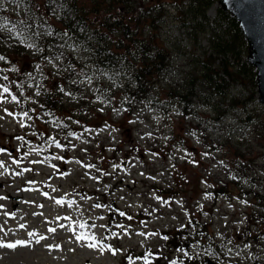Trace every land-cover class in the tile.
Wrapping results in <instances>:
<instances>
[{
  "label": "rangeland",
  "instance_id": "1",
  "mask_svg": "<svg viewBox=\"0 0 264 264\" xmlns=\"http://www.w3.org/2000/svg\"><path fill=\"white\" fill-rule=\"evenodd\" d=\"M139 1L125 16L132 18L131 29L141 41L152 32L154 41L171 49L166 66L148 79L141 99L131 100L125 112L120 84L132 81L128 75L118 77L116 85L106 78L91 85L71 83L82 79L75 74L82 68L112 70L95 63L80 41L74 39L76 50L60 48L73 38L59 37L43 50L48 35L29 41L36 45L31 49L17 40H0L2 47L6 43L0 46L5 57L0 92L9 89L0 102V197H5L0 199V240L31 245L0 248V264H144L136 258L145 255L150 264H170L183 250L173 239H190V255L210 254L213 264H244L250 254L264 257V103L257 97L255 68L231 78L218 68L224 78L212 77L216 82L209 86L200 77L201 62H210L206 54L215 52L204 36L195 41L191 31H184L175 17L176 0H158L160 15L157 0H146L152 20L139 18L144 10ZM217 7L213 0L207 13L215 14ZM133 17L143 22L136 27ZM36 25L45 29L40 19ZM61 53V60L45 59ZM240 58L245 59L244 52ZM53 64L60 69L71 64L74 70L57 73ZM87 74L92 75V67ZM55 79L71 98L58 83L49 84ZM171 85L188 95L187 105L170 107L158 97ZM71 109L75 112L68 117ZM79 225L86 226L84 235L104 239L119 251L112 255L106 247L101 254L85 246L91 241L77 242ZM212 235L220 255L210 243L201 251L199 238ZM40 236L46 239L37 243ZM245 243L252 247L244 249Z\"/></svg>",
  "mask_w": 264,
  "mask_h": 264
},
{
  "label": "trees",
  "instance_id": "2",
  "mask_svg": "<svg viewBox=\"0 0 264 264\" xmlns=\"http://www.w3.org/2000/svg\"><path fill=\"white\" fill-rule=\"evenodd\" d=\"M213 0H176L174 8L177 10L176 18H179V22L183 26L185 32L191 31L194 35L195 41H198L199 36H204L207 39L208 46L212 51L219 55L218 63L216 66L211 67L212 62H214L216 54L209 52L206 54V59L210 62H201L200 77L208 82L209 86L215 85L216 81L212 78L215 77L216 80H221L223 74L217 71L218 68L226 70L229 78L233 74H239L240 72L247 70H254V65L248 62L247 58H240L242 52L246 54V39L242 35L240 26L238 25L237 19L232 16L228 11L218 6L216 13L209 15L207 9ZM66 7L62 10L58 16H52L49 14V9L46 8L45 0H33V3L39 5L38 8L34 10L35 17L37 18L35 22L29 20L32 24L31 32L40 33L39 36L33 37V40L39 39L44 40L46 34L44 30H40L36 22L38 19L44 23V28H50L53 32L52 36H48L45 40L47 41L45 48L51 40H58V33H63L67 31L71 38H73L72 43L74 44V39L80 41L81 45L86 47L88 55L95 61L98 65L108 66L113 69V66L120 68L121 65L124 66L128 77L132 78V81L127 80L120 84L122 87V103L125 109L129 110L131 100L141 99V94L148 87V79L155 75L156 72L163 69L167 64V55L170 53L169 44H159L154 41L150 36L152 34L148 33L150 36L145 37L141 41V37L138 36L137 32L131 29L130 20L132 18H126L130 8L135 6L136 0H63ZM139 4H142L143 13L139 15V18L144 20H152L153 14L151 6L146 3V0H140ZM160 2L157 0V5L155 8L158 10V15H160ZM122 13L120 14V12ZM93 12V15H92ZM131 12V11H130ZM8 18L15 22L20 18L27 19L25 13L22 9H18L15 5L10 3V0H4L3 4L0 5V18ZM134 23L137 27L139 22H143L136 17H133ZM147 20V21H148ZM144 21V22H147ZM83 29V30H82ZM196 36V37H195ZM10 40L5 33H0V40ZM16 40H10V42H15ZM192 42L190 49L195 48L196 42ZM16 43H19L16 41ZM1 44V43H0ZM6 43H2L5 47ZM231 53H234L233 59L237 64L236 66H231V62L228 56L231 57ZM84 71L89 73L91 71V66L86 68ZM215 73V76L211 74ZM219 73L216 76V73ZM255 73V72H254ZM83 78V77H82ZM59 81V80H58ZM194 81V82H192ZM55 85L56 79L52 80ZM192 84L190 87V94L195 93V87L198 85L197 79L191 80ZM49 86V85H48ZM61 87V85H60ZM53 89V87L51 88ZM212 91V90H211ZM213 92V91H212ZM166 95H160L159 98L167 103L170 107H179L180 103L186 104L188 102V95L180 91V89L175 86H170ZM196 94V93H195ZM167 96V98L163 97ZM163 97V98H162ZM172 98L175 99V105H172ZM177 101L179 103H177ZM208 102V101H207ZM177 103V104H176ZM211 106V105H209ZM75 111L71 109L68 117H72ZM190 240V239H188ZM188 240L182 243L181 241L174 240L173 243L182 247V251L175 254L173 260L180 264H195L197 260L205 261L210 258L214 263V259L210 254L197 257L190 255ZM199 244L201 245V251L204 249L203 245L210 243L212 246L216 247L217 250L212 252L220 255L221 248L218 247V243L215 237L212 235L211 239L206 240V238L200 237ZM207 249V246H206ZM187 253V255H185ZM200 264V263H198ZM244 264H264L259 260H249Z\"/></svg>",
  "mask_w": 264,
  "mask_h": 264
},
{
  "label": "snow or ice",
  "instance_id": "3",
  "mask_svg": "<svg viewBox=\"0 0 264 264\" xmlns=\"http://www.w3.org/2000/svg\"><path fill=\"white\" fill-rule=\"evenodd\" d=\"M4 2V0H0V5H2ZM10 3L15 5L16 8L18 9H22L23 12L25 13L27 19L25 18H20L18 19L16 22L11 21L8 18H0V33H5L8 38L10 40H17L20 44L24 45L26 48H35L36 45L34 42H29L32 40L33 37L39 36L40 33L37 32H31L30 35L26 34L29 33L31 28H32V24L29 23V20H32L33 22L36 21V17H35V12L34 10L36 8L39 7V5L33 3V0H10ZM46 8L49 9V14L52 16H58V14L65 9L66 5L63 2V0H45V5ZM37 27H43V25H37ZM83 30V29H82ZM44 34L48 35V36H52L53 32L50 30V28H45L44 30ZM60 37V39H64L65 37H67L68 39H71L70 34L65 31L63 33H58L56 34ZM58 47L60 48H64V47H68L70 49L76 50V48L79 47V45H75V44H68L67 41H65V43H62L60 45H58ZM39 50V49H38ZM62 53L61 54H57L54 55L52 57H45L46 60H48L49 63H53L54 60H61L62 59ZM5 57L0 55V61H4ZM40 66L37 65V68H39ZM53 67L56 68L57 73H59L60 71H69V70H74V66L69 64L67 65L64 69H60L57 65L53 64ZM84 67H89V65L85 64ZM92 67V75H88L87 73L84 72L83 68L76 72V76L77 77H83L82 79H73L71 81V83L76 84V85H91L93 83L94 80H100L102 78H106L109 81H112L113 85H116V81L117 78L122 76V75H127V72L124 69V66L121 65V67L119 69H105V68H100L98 66H91ZM98 73V75H97ZM4 79H7V77H4ZM61 93H63L65 96L68 97H72V93L67 91L64 87H59L58 89ZM97 93H101V89L97 88L94 90ZM107 91V90H104ZM9 89L7 87H4L2 89V92H0V102H3V93H8ZM101 95H97L96 99L97 100H101ZM12 100L15 102L16 101V97L12 96ZM102 110V109H101ZM114 111H117L116 109H113ZM127 109H125L126 111ZM8 115H14L13 113H8V110L5 109L4 110ZM24 116H27L28 113L25 112L23 114ZM2 118V117H0ZM76 123H79V121H76ZM23 126V125H22ZM69 135H73L72 133H69ZM147 135H151V133H148ZM52 139V138H50ZM57 147H60L59 144L56 145ZM204 156H208L210 155V153H204ZM57 159H62L60 157H57ZM219 164H223V161H219ZM88 167H91L90 165ZM232 179H237V177L233 176L231 177ZM45 195H47L45 193ZM207 193L205 194V196L207 197ZM5 197H0V199H4ZM57 204H61L62 201L61 200H57L56 201ZM241 203L246 204L247 201H241ZM96 207H100V205H96ZM121 215H125L124 213H121ZM129 219H131V217H129ZM21 227H23V225H21ZM81 228L85 227V225H81ZM183 227V226H182ZM48 231L50 232H54L55 229H48ZM29 235H35L34 233H29ZM152 235H155L154 233ZM164 239H167V237H163ZM46 239L45 236H40L39 239L36 241L37 243H39L41 240ZM75 239L77 242L80 241H91L89 243H86L85 246L94 249V250H98L100 251L101 254L104 253V251L106 250L107 247V251H109L112 255H116V253L119 251L118 249H114L112 248L110 245L108 246H104L103 244H101L98 241H95V238L92 236H86L84 234H80V235H75ZM31 245L25 241V240H16V241H4V240H0V248H4V249H10V250H16L17 248H30ZM49 249L52 248L51 245L47 246ZM57 248H59V245H56ZM244 249H249L252 247L251 244L245 243L244 244ZM69 251H74V249H69ZM178 251H181V249H178ZM262 251H264V249H262ZM228 252L231 253L232 249H228ZM185 255H187V253H185ZM237 256L240 255L239 252L236 253ZM136 259H141L144 261V264H150V260L148 255H145L143 257H138ZM247 259H251V260H260V259H264V257H257L255 254H250ZM130 262H131V258H129ZM134 264V262H133ZM170 264H176L175 261H171Z\"/></svg>",
  "mask_w": 264,
  "mask_h": 264
},
{
  "label": "water",
  "instance_id": "4",
  "mask_svg": "<svg viewBox=\"0 0 264 264\" xmlns=\"http://www.w3.org/2000/svg\"><path fill=\"white\" fill-rule=\"evenodd\" d=\"M234 16L246 39L245 58L254 65L257 97L264 103V0H218ZM207 264H212L210 258Z\"/></svg>",
  "mask_w": 264,
  "mask_h": 264
}]
</instances>
